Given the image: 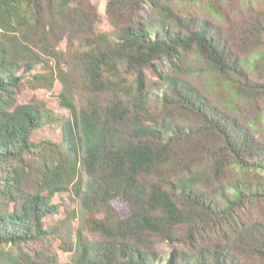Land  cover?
I'll list each match as a JSON object with an SVG mask.
<instances>
[{"label": "trees", "instance_id": "obj_1", "mask_svg": "<svg viewBox=\"0 0 264 264\" xmlns=\"http://www.w3.org/2000/svg\"><path fill=\"white\" fill-rule=\"evenodd\" d=\"M178 1L0 0V264H264V0Z\"/></svg>", "mask_w": 264, "mask_h": 264}, {"label": "rangeland", "instance_id": "obj_2", "mask_svg": "<svg viewBox=\"0 0 264 264\" xmlns=\"http://www.w3.org/2000/svg\"><path fill=\"white\" fill-rule=\"evenodd\" d=\"M90 2L96 6L99 13V23L98 30L99 31H110V26L107 22L105 16V9L107 0H90ZM176 4H178V8L182 13L197 15L199 18H203L206 16L205 9V0L200 1H192V0H180ZM66 51V44L61 42L57 49V53H63ZM44 64H40L36 66L28 75L29 83L25 82L24 86L21 88L20 93L18 95V103L19 104H27L32 101H43L46 103L47 108L51 109L54 113L63 116H66V112L60 108L58 104V96L63 90L62 85L59 81H55L52 87L46 82L45 79H39L37 83L31 79L34 75H42L49 76L56 72V67L59 62L57 59L52 57L44 56L43 58ZM190 70L192 71V62L190 63ZM63 68V67H62ZM199 72V71H197ZM152 81L149 84L158 83L157 78L151 75ZM45 136L49 139L56 141L59 139V132L56 128H45ZM75 199L69 193H64L62 195H58L55 197L54 202L61 203L63 209H67L74 215V219L71 221V227L76 228L80 222V216L77 212L78 203L74 201ZM121 205V204H120ZM70 259V254L59 253V260L62 263L67 262Z\"/></svg>", "mask_w": 264, "mask_h": 264}]
</instances>
